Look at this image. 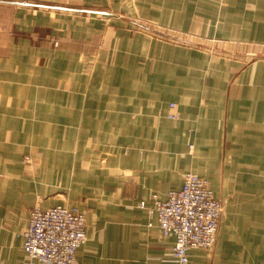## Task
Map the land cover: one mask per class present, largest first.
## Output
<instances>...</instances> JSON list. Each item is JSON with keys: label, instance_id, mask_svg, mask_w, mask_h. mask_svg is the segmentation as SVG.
<instances>
[{"label": "crops", "instance_id": "1", "mask_svg": "<svg viewBox=\"0 0 264 264\" xmlns=\"http://www.w3.org/2000/svg\"><path fill=\"white\" fill-rule=\"evenodd\" d=\"M135 19L243 48L165 43ZM260 45L264 0H0V264H35L30 210L56 204L85 215L78 264H175L139 204L186 172L222 203L214 245L189 264H264Z\"/></svg>", "mask_w": 264, "mask_h": 264}, {"label": "built area", "instance_id": "2", "mask_svg": "<svg viewBox=\"0 0 264 264\" xmlns=\"http://www.w3.org/2000/svg\"><path fill=\"white\" fill-rule=\"evenodd\" d=\"M168 116L179 114L171 110ZM151 199L150 205L145 200L139 205L156 215L163 236L174 238L170 251L175 264H189L193 248L214 245L222 203L206 179L186 172L181 187L168 191L165 199L156 194ZM85 225V215L76 206L33 207L23 233L24 250L35 264H78L76 252L86 241Z\"/></svg>", "mask_w": 264, "mask_h": 264}, {"label": "rangeland", "instance_id": "3", "mask_svg": "<svg viewBox=\"0 0 264 264\" xmlns=\"http://www.w3.org/2000/svg\"><path fill=\"white\" fill-rule=\"evenodd\" d=\"M130 30L134 32L141 31L142 33L143 32L147 33L151 37L158 38L159 40L164 41L165 43L171 42V43L179 44L181 47H186L187 45H190L192 47H195L196 49L202 50L208 48V49H212L215 52H218L219 50L226 52V49L229 48L231 49L232 53L235 52L237 53L239 50L238 48H243L240 45L236 44L235 42L227 43V41L218 40V39L206 40L204 38L189 37L186 35L176 33L170 29H163L152 25L150 26L147 23H143L141 21L139 22L136 19L132 23V27H130ZM69 44H71V42H69ZM259 48H260V55L264 57V45H260ZM99 60L101 61V59ZM134 67L137 69L136 66ZM87 71H89L88 78L90 79L92 71L90 68H88ZM101 73L102 72H100L99 75H101ZM130 74L131 76H135V78H137L138 81L137 83H139V78H140L139 73H135V71H133ZM125 76H127V72H125ZM152 89L154 90V88ZM41 138L42 140H46V144L54 140H58L57 137H41ZM22 161L23 163H52V162H42V160L34 161L33 158L30 157L28 153H25L23 155Z\"/></svg>", "mask_w": 264, "mask_h": 264}]
</instances>
